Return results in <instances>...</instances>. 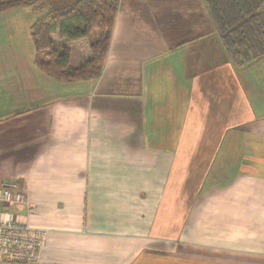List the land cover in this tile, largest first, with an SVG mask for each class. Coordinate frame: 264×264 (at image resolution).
I'll return each mask as SVG.
<instances>
[{"label":"crops","instance_id":"crops-1","mask_svg":"<svg viewBox=\"0 0 264 264\" xmlns=\"http://www.w3.org/2000/svg\"><path fill=\"white\" fill-rule=\"evenodd\" d=\"M31 11L0 14V184L27 196L0 217L47 231L38 264H264V58L206 0H120L101 76L60 81Z\"/></svg>","mask_w":264,"mask_h":264},{"label":"trees","instance_id":"trees-1","mask_svg":"<svg viewBox=\"0 0 264 264\" xmlns=\"http://www.w3.org/2000/svg\"><path fill=\"white\" fill-rule=\"evenodd\" d=\"M206 1L219 38L236 65L264 58V0ZM47 4L44 0H0V14L22 7L44 12ZM119 4L120 0H76L68 6L51 8L38 17L31 28L37 67L60 81L100 77ZM54 34H58L62 42H56ZM83 39L89 40L90 56L79 65H73L68 45Z\"/></svg>","mask_w":264,"mask_h":264},{"label":"built area","instance_id":"built-area-1","mask_svg":"<svg viewBox=\"0 0 264 264\" xmlns=\"http://www.w3.org/2000/svg\"><path fill=\"white\" fill-rule=\"evenodd\" d=\"M25 191L18 186L0 184V205L4 208L24 203ZM3 216V214H0ZM47 231L29 224L0 217V261L38 264L46 245Z\"/></svg>","mask_w":264,"mask_h":264},{"label":"rangeland","instance_id":"rangeland-1","mask_svg":"<svg viewBox=\"0 0 264 264\" xmlns=\"http://www.w3.org/2000/svg\"><path fill=\"white\" fill-rule=\"evenodd\" d=\"M44 1L46 3H48L47 4V8H46V10L44 12L40 11V10L32 9L30 7H28V11L32 12L31 10H33V12L35 13L34 15H37L38 17H40L41 15H43L46 11H48L51 8H55V7L61 8V7H64V6H68V5H71L73 2H75L76 0H54L53 2L52 1L50 2V0H44ZM52 3L54 4V6H53ZM24 12H26V11L24 10ZM25 14L26 13H23V15H25ZM17 17L18 18H24V16H22V15H18ZM25 18H26V16H25ZM93 38L96 39L97 37L94 36ZM57 42H59V41H57ZM78 43H79V41L71 42L70 46H69L72 49L71 53H72V62L73 63L76 62V59H78V60L80 59V55L78 54V50H80L82 52V54H83L82 56H86L87 54L90 55V53H91L90 45H89L88 42L84 41V44L82 45V43H81L79 45L80 47H78L76 49ZM73 46H75V47H73ZM85 52L87 53L86 55H85Z\"/></svg>","mask_w":264,"mask_h":264}]
</instances>
